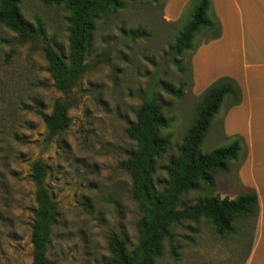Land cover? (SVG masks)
Returning a JSON list of instances; mask_svg holds the SVG:
<instances>
[{"label":"rangeland","instance_id":"rangeland-1","mask_svg":"<svg viewBox=\"0 0 264 264\" xmlns=\"http://www.w3.org/2000/svg\"><path fill=\"white\" fill-rule=\"evenodd\" d=\"M165 1L125 0L122 9L101 19L85 55V72L65 93L54 88L43 51L49 44L67 59L65 9L46 0H20L21 16L41 28L33 40L22 41L0 25V264L31 262L30 166L38 159L48 167L46 183L58 212L49 259L56 264H103L110 258L111 234L123 239L129 250L136 245L142 211L132 197L128 174L119 167L135 148L126 129L148 99L159 103L172 119L165 131L171 147L158 159L153 179L161 189L167 184L164 165L176 154L203 93L192 94L193 52L177 54L172 49L191 19L195 0L187 2L177 22L166 21ZM133 32L142 35L133 37ZM211 38V32L201 31L192 44L196 48ZM164 83L181 87L182 97L166 94ZM55 101L67 106L70 123L49 139L40 112L49 113ZM229 103L225 98L212 119L200 146L203 153L233 142L215 131L221 129L219 118ZM239 163H229L226 173L215 172L213 192H190L182 205L206 196H237ZM257 221L237 220L235 234L224 236L203 219L173 226L177 260L169 256L165 244L159 263L247 264Z\"/></svg>","mask_w":264,"mask_h":264},{"label":"trees","instance_id":"trees-1","mask_svg":"<svg viewBox=\"0 0 264 264\" xmlns=\"http://www.w3.org/2000/svg\"><path fill=\"white\" fill-rule=\"evenodd\" d=\"M125 0H46L50 5L62 6L68 13V56L65 60L51 45L43 48L47 71L54 88L67 92L86 69L85 55L92 46L99 21L122 9ZM162 2L164 0H151ZM20 0H0V25L17 34L22 41L33 40L41 33L40 26L25 20L18 10ZM195 8L187 25L175 38L173 51L194 52L192 41L201 31L220 36V25L211 11V0H195ZM142 34L133 32L132 36ZM209 40V41H210ZM162 90L181 98V87L162 84ZM230 106L241 101L237 83L222 77L211 83L201 94L192 123L186 129L176 154L164 165L167 184L159 189L153 179L157 161L171 147V136L165 131L172 119L162 106L153 100H144L135 114V120L126 129L127 137L134 142L129 157L119 163L130 179L132 197L138 203L142 216L137 222L138 241L129 250L126 242L111 234L108 242L110 258L103 264H160L165 244L169 256L177 260L178 247L174 244L173 226L185 221H209L219 236L235 234L237 220H254L259 213L257 194L253 189L232 199L206 196L193 204L182 205L183 197L190 192H213L217 185L215 172H228V165L237 161L242 150L238 139L224 148L203 153L201 143L223 100ZM49 139L66 130L70 123L67 106L55 101L49 113L40 112ZM47 165L40 159L30 166V181L34 188V209L30 223L31 262L29 264H56L47 257L52 231L57 223V206L46 183Z\"/></svg>","mask_w":264,"mask_h":264},{"label":"crops","instance_id":"crops-1","mask_svg":"<svg viewBox=\"0 0 264 264\" xmlns=\"http://www.w3.org/2000/svg\"><path fill=\"white\" fill-rule=\"evenodd\" d=\"M190 0H166L167 22H177ZM220 36L196 47L191 55L192 94L228 77L241 90L238 105L223 108L220 137L238 139V192L253 189L259 213L256 237L247 264H264V0H211ZM216 117V116H215Z\"/></svg>","mask_w":264,"mask_h":264}]
</instances>
